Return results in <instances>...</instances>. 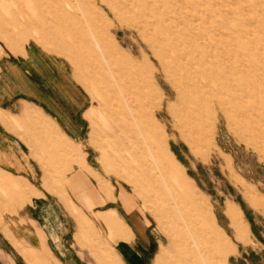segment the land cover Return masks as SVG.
Listing matches in <instances>:
<instances>
[{"label": "rangeland", "instance_id": "rangeland-1", "mask_svg": "<svg viewBox=\"0 0 264 264\" xmlns=\"http://www.w3.org/2000/svg\"><path fill=\"white\" fill-rule=\"evenodd\" d=\"M138 10L150 11L153 30L149 42L156 56L163 51L174 67L179 63L173 59L180 57L190 76L193 69L212 68L209 77L213 81L222 80V91L228 77L231 87L238 86L240 81L246 83L243 103L230 98L220 105L219 98L216 101V97L204 95L210 105L206 108L215 114V119L207 128V143L197 150L170 129L168 116L161 117L157 112L170 140L167 152L164 146L160 152L166 155L168 163L177 164L186 183L206 199L216 224L228 236L233 252L226 264H264V0H8L7 4H0V109L17 116L21 102L32 105L34 113L39 108L58 124L61 134L91 166V175L82 171L81 181L75 182L84 193L76 196L70 177L78 168L67 170L63 165L64 161L72 163L71 154L64 155L58 150V161L42 162L50 172H44L43 179L50 180L52 186L65 188L71 200L86 213L65 199L63 202L75 221L73 225L56 196L40 184L41 161L29 155L25 142L0 123V152L4 150L10 163L18 166L0 163V168L27 180L40 192L18 206L6 193L13 184L7 186L5 181H22L0 176V264H54L45 251L32 253L12 240L24 259L3 232L7 230L35 249L38 247L35 230L42 231V225L61 233V240L54 243L62 245L58 250L62 255L66 253L63 261L47 246L57 264H107L100 259L99 248L109 251L118 264H166L173 254L172 241L182 229L172 221V213L156 207L157 199L150 192L130 181L125 169L114 167L111 158H107L105 138L100 132L106 127L114 128V124L102 117V99L92 83L97 73L78 61L82 53L79 38L84 44L90 41L95 48L93 40L109 30V36L114 35H111L114 44L124 53L130 55L131 51L138 60L139 56L149 55L132 14ZM98 14L100 21L94 24ZM101 18L115 23L114 29L108 28L109 25L100 27ZM133 48L137 49L138 58ZM66 59L75 80L69 76ZM149 59L158 67L154 57ZM62 66L67 70L60 69ZM63 73L70 89L61 80ZM163 79V71L158 68L156 87L169 92L168 96L164 94L162 114L166 112L164 108L174 103L172 86ZM218 88L217 85V91ZM87 98L89 104L83 101ZM14 129L23 132L19 125ZM30 131L32 135L25 138L33 143L37 138L33 129ZM240 132L242 138L237 135ZM78 155L75 154L76 159ZM152 168L157 171L156 164L152 163ZM57 176L60 182L55 183ZM95 180L102 194L97 192ZM106 207L116 210L94 212ZM111 222L116 230H133L134 236L132 233L125 250L110 247V241L117 244L130 240L113 239ZM82 224L86 227L82 228Z\"/></svg>", "mask_w": 264, "mask_h": 264}, {"label": "bare ground", "instance_id": "bare-ground-1", "mask_svg": "<svg viewBox=\"0 0 264 264\" xmlns=\"http://www.w3.org/2000/svg\"><path fill=\"white\" fill-rule=\"evenodd\" d=\"M7 1L0 0V4H7ZM149 13L150 11L145 10L132 13L139 27L138 35L149 51V55L142 57L133 48L140 60L135 59L131 51L130 55L124 53L114 44L111 39L114 35L109 36L111 30L95 37V48L90 41L84 44V40L79 38L82 53L78 61L97 73L92 83L102 99L101 105L99 104L101 114L104 120L114 124V128L111 126L108 127L109 130L106 127L99 131L110 151L103 149L107 158H111L112 165L125 169L130 181L150 192L157 199L156 207L165 213H172V221L182 229L172 241L175 250L166 264H226L233 252L228 236L216 224L206 199L186 183L177 164L174 161L168 163L166 155L160 152L162 146L167 152L170 140L166 125L163 126L158 120L157 112H160L161 117L168 116L170 129L176 130L190 148L197 150L205 145L209 136L207 128L210 127V121L215 119V114L207 110L210 106L209 99L204 95H212L216 97V101L219 98L217 103L220 105H224L230 98L243 103L246 98V83L240 81L241 84L231 87L228 77L222 91V80L213 81L209 77L212 68L193 69L190 73L193 75L190 76L187 75L190 70L182 66L180 57L173 59L174 63H179L174 67L163 51L156 56L155 49L149 42L153 30ZM99 18L100 16L93 23L97 24ZM114 24L102 19L100 27L109 25L108 28L114 29ZM159 30L156 29V35L160 34ZM149 56L156 59L158 67L149 61ZM158 68L172 86L170 92L174 99L173 105L164 108L167 112L165 114H162L161 107L164 101L166 103L164 94L168 96L169 92H161L156 87L154 80ZM217 85L220 87L219 91L216 90ZM234 92L237 98H233ZM242 134L243 132L237 133L240 138L243 137ZM150 161L156 164V172ZM116 237L125 236L117 233ZM101 258L107 264H118L107 251L101 252Z\"/></svg>", "mask_w": 264, "mask_h": 264}, {"label": "crops", "instance_id": "crops-1", "mask_svg": "<svg viewBox=\"0 0 264 264\" xmlns=\"http://www.w3.org/2000/svg\"><path fill=\"white\" fill-rule=\"evenodd\" d=\"M20 51L22 53H24L22 50H20ZM12 53H15V52H12ZM68 63H69V61H68ZM60 69H62L63 71L67 70V68L63 67V66L60 67ZM69 69H70V73H71V75H69L70 78L75 80L74 75L72 73V68L70 66V63H69ZM64 77H65V74L63 73V76L61 77L62 78L61 80L64 83V86L66 88L70 89L71 88L69 86L70 83H68V81H66V79H65L66 77L65 78ZM85 100L88 102V98L84 99L83 101H85ZM88 104H89V102H88ZM31 106L32 105H29V103H27V102H24V103L21 102V104L17 108L18 109L17 116H12L8 112H6L5 110L0 109V123H1V125H3L4 128L12 130L15 134H17L25 142L26 146L28 147L27 148L28 149L27 152H28L29 155L32 154L33 157L34 156L37 157L38 161H41V164L39 163L40 166L42 167V172H41V176H40V184L46 189V191H48L49 193L51 192L52 194H54L56 196L57 201L61 204V206L65 210L68 219H70L72 224L75 225V221L73 219V216H72L71 212L68 210V208L66 207L65 203L63 202V201H65V199H69L70 201H72L71 198L66 193L65 188H62L61 186L59 188V186H57V185L56 186H52V185H50L51 184L50 180L49 181H45L43 179L44 172H46L47 174H49L50 172H49L46 164L44 165V164H42V162L47 163V161H49V163H53L55 161H58L59 160V158H57L58 157L57 153L59 154L58 150L59 151L62 150V152H64V155H66L65 153L71 154V157H69V159L71 160L72 163L67 164V161H64L63 165H66L65 168L67 170H69L70 168H73L74 166H76L78 168V171L73 173L72 176L70 177L71 178L70 180H71L72 186H73L72 191H74V194L76 193V196L78 194H80V196H82V195H84V193L82 191H80V188L78 186L75 185L76 184L75 182L80 180V178H81L80 177V175H81L80 173H82V171H84V172L88 173L89 175H91V172L89 171V169H91V166L86 162V160L84 159L83 155H81V152H79L78 150L73 148L74 145H72L70 142H68L66 140V138L61 134L60 128L57 126L58 124L55 121L51 120V118H49L47 115H45L46 113H44L42 110H40L37 107H36V109H37L38 112L34 113L32 111V107ZM21 114L25 117V119H23V116ZM84 116L87 118V116L85 115V112H84ZM14 124L15 125H19L20 127H22L23 132L21 131V129L20 130L19 129H14V127H15ZM31 129H33V135H35L34 137L37 138V140H35V142L33 141V143H31L28 139L25 138L26 136L32 135L31 131H30ZM3 151L4 150H1V152H0V163L3 164V165H6L8 167L18 168V166H17V164L15 162L14 163H10L9 159L6 156V152H3ZM75 154H79L78 155V159H76ZM81 163H83L88 168V170ZM9 173L10 172L0 168V176L6 175L8 177V179L9 178H15V179H19V180H21L23 182L22 183L20 181L14 180V179L13 180L9 179L7 181L6 180L7 178L5 179L6 180L5 183H6L7 186L8 185L10 186L11 183L13 184V187L12 188L10 187V190L6 192L8 198L10 199V201L12 200L18 206H21L24 202L30 200V196L31 195L40 194L38 189L35 188L30 182H28L27 180L21 179L19 177H13ZM60 176H61V173L59 174V177ZM59 177L56 180H54L55 183L60 182V178L61 177L63 178V176H61L60 178ZM22 184L24 185V187H23ZM95 184H96L97 192L102 194L101 192L98 191L96 180H95ZM26 194L29 195V196H27ZM79 197H77L78 200H80ZM112 200H113V198L109 199L107 201H112ZM76 207L79 210H81L84 214H86L79 206L76 205ZM109 208H113V207H106L104 209L95 210L94 212H96V211H104V210L109 209ZM113 209H115V208H113ZM70 210H72V209H70ZM105 217L107 219L108 216H105ZM111 223H110V232H111V235H113V239L128 240L131 237L133 238L134 233H133V230L131 228H130L131 230L129 228H127L126 231L116 230L115 228H112L114 226V223H112V224ZM126 224H127V222H126ZM81 227L84 228L86 226L82 224ZM3 232H4V236L8 239L9 243L11 244V246L14 249H15V246H14L15 245L14 242H15L20 247H23L24 249L31 250L32 253H33L34 250H37V251L38 250H43V251H45V253H48L47 257L48 258L50 257L53 260L54 264H57V261H56V259H54L53 254L50 252L49 247H47V246H51L50 248L54 251L55 256H56L57 259L59 257L63 261L64 256H66V253H64L63 254L64 256H63L60 253V251L58 250V249H60L58 247H61L62 245L61 244L56 245V243H54V242H59L61 240V238H62L61 233L52 232V230H49V228H47L46 225H42V231L37 229V228L35 230V235H36L37 244H38V247L35 248V249H33L32 247H29L26 244H24L22 239L15 238L7 230L3 231ZM73 233H74V231H73ZM117 233H121L125 237L124 238L116 237ZM132 233H133V236H132ZM73 238H74V236H73ZM87 238L90 239V236L88 235ZM131 239L129 241H127V242H122V243H117V244H115L114 241H110L109 245H110L111 248H114V249H116L118 247L117 249H120V251H122V250H125L126 248H128L127 244H128V242L131 241ZM12 240L14 241L13 243H12ZM113 246H115V247H113ZM15 251H16V249H15ZM105 251H107V250H105L104 248H101V249L99 248V250H98V253H99L98 255H99V257H100V259L102 261H104V260L101 258V252H105ZM107 252L110 253L109 251H107ZM18 254L21 257H23L21 255V253H18ZM120 254H123V252H121ZM112 257L114 258L113 255H112ZM121 261H122V259H121ZM64 262H67V261H64ZM39 263L40 262H36V264H39Z\"/></svg>", "mask_w": 264, "mask_h": 264}]
</instances>
